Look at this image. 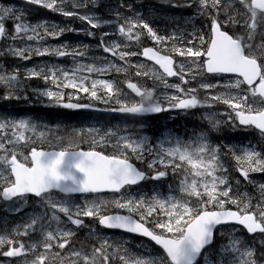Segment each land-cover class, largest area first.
Returning a JSON list of instances; mask_svg holds the SVG:
<instances>
[{
	"label": "snow or ice",
	"instance_id": "1",
	"mask_svg": "<svg viewBox=\"0 0 264 264\" xmlns=\"http://www.w3.org/2000/svg\"><path fill=\"white\" fill-rule=\"evenodd\" d=\"M25 2L65 17H78L91 29L101 27L99 19L78 11L88 7L89 0H72L71 6L77 11L61 7L65 0ZM90 2L94 4L96 0ZM179 6L173 4V7ZM184 6L195 7L197 15L207 18L210 30L208 39L192 33L187 44L173 45L174 56L183 58L187 64L178 63L173 55L163 54L162 48H166L168 42L176 37L159 35L136 13L134 17H124L123 23L117 26L118 33L126 41H139L142 33L136 30L141 29L155 45L162 47H144L140 52L125 51L122 49L128 44L109 43L104 39L109 33L103 32L98 46L114 58L108 63L77 64L71 71L56 66L40 68L39 71L30 70L25 78H42L46 83L50 81L56 89H73L75 93L87 94L105 104L115 97L119 107L106 110L134 116L171 109L213 108L215 104H222L234 113L235 119L229 114V122L233 126L238 120L240 126L252 127L264 137V0H187ZM116 15L119 17L120 13ZM25 16L24 11L14 7H0V39L13 42L27 40L37 45L34 49L31 45L9 46V54L23 60L30 59L33 54L85 56L78 50L70 52L65 47L49 48L40 44L45 36L58 38L65 31L75 29L32 24L26 21ZM8 23H11V28ZM229 27L239 34H230L226 30ZM40 29L44 30L43 33ZM87 34L94 35L91 31ZM196 40L200 41V47L195 46ZM136 56H142L158 68L146 69L144 64L133 63L131 58ZM129 66L136 69L135 76L154 78L165 88L175 89L181 95H167L168 104L165 106L156 96L154 88L141 87L139 83L128 80L127 89L139 97V101L130 103L119 99L124 93L114 82L96 78L113 70L127 73ZM204 74L228 75L235 79L226 83L200 82L199 88L208 93L207 99L201 101L195 94L198 91L196 87L185 89L182 85L191 83L189 76L196 80ZM171 77H177L180 83H169L167 78ZM0 84L8 89L2 99L20 98L15 92L19 88L18 70L12 74H0ZM217 87L226 91L213 92ZM101 89L106 92L107 98L98 94ZM42 94L66 109L91 107L63 103L62 91L47 90ZM214 116L208 115L206 119L213 130H218L222 122ZM45 137V131L31 120L0 119V199L15 205L18 201L26 202L31 196L37 198L45 209L42 214L32 217L22 230H13L19 237L39 233V239L30 245L26 246L24 241L14 239L11 234H0V257L8 258L0 260V264H16L21 257L25 258L23 264H199L201 258L208 260L207 253L212 250L216 232L225 225H240L253 238L255 234H261L262 247L257 249L248 241L230 235L229 243L221 252L231 253L232 258H226L224 264H264V184L257 186L261 200L254 207L247 193H234L231 180L225 175L228 169L222 162L221 149L212 146L207 136L201 134L191 142H181L178 138L173 142L172 137H166L156 155L146 160L145 153L152 154L146 136L128 134L126 129L90 128L68 136V147L45 151L33 146L26 155L23 154V148L43 141ZM77 138L81 142L90 139V150H70ZM57 140L63 142L64 137L57 134ZM108 146L114 147L118 154L110 155L97 150ZM229 151L235 159L239 177L254 184L250 174L264 173V152L252 146L242 148L239 153L235 149ZM129 154L147 163L153 174L149 175L134 166ZM22 155L23 159L20 158ZM169 170L173 176L181 177V196L146 197L133 195L130 191L132 186L142 181L165 178ZM241 182L236 180L237 185ZM102 193L114 196L109 200L101 196ZM74 194L83 197L84 202L73 205L64 198ZM227 204L235 205L237 210L226 208ZM110 208L124 210L128 214H107ZM13 210L19 211V208ZM83 218L96 221L102 229L144 237L161 251L154 255L148 251L150 246L142 242L137 247H142L144 251L137 252L127 239H108L107 234L96 228H92L95 243L88 248L76 249L73 242L76 230L90 227ZM65 220L74 227H67ZM149 224L153 226L149 227ZM235 231L233 228L232 232ZM30 255L34 258L28 260Z\"/></svg>",
	"mask_w": 264,
	"mask_h": 264
},
{
	"label": "trees",
	"instance_id": "2",
	"mask_svg": "<svg viewBox=\"0 0 264 264\" xmlns=\"http://www.w3.org/2000/svg\"><path fill=\"white\" fill-rule=\"evenodd\" d=\"M133 1L134 6L139 7L141 14L144 17L152 28L161 36H163L162 32H167L171 36L172 32V14L174 13H185L190 14L193 11L194 7H186L184 6L187 0H131ZM0 2L7 6L9 4V0H0ZM173 4L180 5L179 7H173ZM147 6V7H146ZM19 11H24L26 13L25 19L26 21L32 24L42 23L45 24L49 28L59 29V28H66L65 24L58 19L56 13L48 11L46 9L40 8L35 5H29L27 3H18L16 6H13ZM149 8V9H148ZM150 11V12H149ZM150 13V14H149ZM150 16V17H149ZM152 16V17H151ZM57 17V18H56ZM11 25V23H8ZM41 33H43V29H40ZM206 31L208 28L206 26ZM139 32L142 33L140 37L141 45L142 46H153L155 48L162 47L157 46L153 43L150 37L147 36L146 32L139 29ZM230 34H239L235 31L229 30ZM63 35V34H62ZM60 35L59 37H61ZM184 35V34H183ZM58 37V38H59ZM55 41H57V39ZM49 39H52L50 36H45L40 44L43 46H47ZM6 41V42H5ZM10 41V43H8ZM8 46H20V47H28L31 45L33 49L37 46L35 42H30L27 40L21 41L16 40L13 42L12 40L2 39V43L0 47L2 48L4 45ZM173 42L170 40L166 46V48H162L163 52L166 54H171ZM3 53L0 55V74L8 73L12 74L17 72L18 70V77H19V88L15 90L16 94L19 95V99L13 98L10 100L2 99L3 95H5L8 91L7 86L4 84H0V113L5 114H14V115H22L24 113H28L33 120L37 122H48L49 126L53 127L55 125L54 121L50 120L52 117L61 113L65 109L57 106L54 101L44 100L40 101L37 98H34L29 93L38 90L40 87H46L47 83H42V78H33V79H26L25 77L28 75L30 70L32 69L33 65L35 64V60H41L45 56H37L33 54L30 59L23 60L15 58L12 54H9L7 51H0ZM48 56V55H46ZM8 59H11L8 61ZM13 61V64L10 63ZM21 61V62H20ZM9 62V63H8ZM11 64V65H10ZM37 70V69H36ZM27 104V105H26ZM44 112V115L41 114ZM233 229V228H230ZM230 229H225L226 231H230ZM237 230V229H236ZM236 236L241 237L244 241H248L253 247L259 249L262 247L260 243V237L255 236L248 237L246 236L241 230H237L233 232ZM221 238V234H218L215 239V245Z\"/></svg>",
	"mask_w": 264,
	"mask_h": 264
},
{
	"label": "rangeland",
	"instance_id": "3",
	"mask_svg": "<svg viewBox=\"0 0 264 264\" xmlns=\"http://www.w3.org/2000/svg\"><path fill=\"white\" fill-rule=\"evenodd\" d=\"M77 11V10H76ZM241 11H243V8H241ZM82 14H87V15H89V16H93V17H95V18H97V19H99L100 21H101V27H105L106 29V31L108 32V33H110V34H112L115 38L114 39H111L110 41H108L109 43H111V42H116V43H121V44H128V47L127 48H124V49H122V50H125V51H133V49H132V45L130 44V42L129 41H126V39L124 38V37H122L119 33H118V31H117V26H118V24L119 23H123V19H124V16L121 18V20H119L118 18H117V16H115L114 14H116L117 13V11L115 10V9H111V10H106V13L105 14H94V13H91V12H81ZM104 21H107V23H104ZM184 24V23H183ZM98 29H104V28H98ZM193 29H195V28H193ZM187 30H190V28H187ZM197 31H194V32H191V33H196ZM162 34H163V36H166V37H168V33L167 32H162ZM179 35H181V31L179 30V29H176L175 31L174 30H172V32H171V36H175V37H178ZM187 35V34H186ZM110 39V38H109ZM199 45H200V41L199 40H196V42H195V46L196 47H199ZM8 45L6 44V45H4L3 47H2V50L3 51H6L7 49H8ZM75 50H78V51H81V52H84L85 53V58L86 57H89L90 55H91V51H90V49H89V45L87 44V43H85V42H83L81 45H79ZM114 59V58H113ZM112 59V60H113ZM11 59H8V61H10ZM107 63L109 62V61H106ZM182 62H185L186 64H187V61H184L183 60V58H182ZM9 63V62H8ZM10 63H12L13 64V61L12 62H10ZM88 63H93L92 61H91V59L89 58V60L88 61H86V62H81V61H77V62H75V66L77 65V64H88ZM35 64L36 65H33L32 66V69L33 70H36L37 69V71H39V69L40 68H51V65H49V64H47V63H44V62H42L41 60H39V59H37V60H35ZM11 65V64H10ZM74 66V67H75ZM73 69V68H72ZM0 70H3V69H0ZM1 72V71H0ZM108 76L109 75H105V76H97L96 78H101V79H107L108 78ZM41 79V78H40ZM188 79L194 84V86H192V87H196L197 88V86H198V78H196V80H192V77L191 76H189L188 77ZM44 81V80H43ZM150 85L147 87V88H154L155 89V94H156V96L164 103V105L165 106H167V104H168V100L166 99V96L167 95H172V94H175L174 93V90L175 89H172V88H165L164 87V85L159 81V85L157 84L158 83V80H155L154 78H150ZM45 82V81H44ZM219 82H221V83H226V82H223V81H219ZM48 84H52L50 81L49 82H47ZM180 83V81H179V79H178V82H177V84H179ZM157 85V86H156ZM142 86V85H141ZM159 86V87H158ZM143 87V86H142ZM156 87L157 88H159V89H156ZM224 91H226V89H224L223 87H220V92H224ZM219 107H220V111H221V113H223V110L225 109V107L226 106H224V105H222V104H219ZM227 109V108H226ZM225 109V110H226ZM228 110V109H227ZM139 135V134H138ZM164 140H165V138H164ZM164 140L162 141V142H164ZM148 141H149V139H148ZM162 142H160V141H158L157 143H156V145L154 146V145H151V142L149 141V143H148V146L150 147V148H152V154L151 155H149V154H147V153H145V158H146V160H150V159H152V157L153 156H155L156 155V153H157V151L159 150V145L162 143ZM174 142V141H173ZM165 146L167 147L168 145L167 144H165ZM138 162H142V161H139L138 160ZM145 167L147 168V165H145ZM148 169V168H147ZM253 173H251L250 175H252ZM157 182V181H156ZM244 182H246V181H244ZM246 185H249V183L248 182H246ZM152 195H158V196H160V197H167L168 195H173V194H171L170 192H169V189L167 188V187H164L162 190L160 189V186H156L155 188H154V190L151 192V195L149 194L147 197H151ZM250 198V197H249ZM251 200H252V203H253V207L255 206V204L256 203H258V202H260V200H261V198L260 199H256L255 198V195H252V197L250 198ZM84 202V200H82L81 202H80V204H82ZM29 203V202H28ZM27 202H17L15 205H12L10 208H8V212H6V213H9L10 215H17V216H15V218H14V221H16L18 224H20V220H22V221H24V222H29L30 221V219L32 218V217H34L35 215H39V214H37V213H35V212H30V213H23L22 214V216H18V212L20 211V210H22V209H24V208H26L27 207V205H28V207L30 206L29 204H28ZM73 205H75V204H77V203H74V202H71ZM37 207V209L38 210H40L41 212H44V208L43 207H41V204H40V202H37V203H32L31 204V207L33 208V207ZM14 208H19V211H14L13 209ZM50 211V210H49ZM62 215V214H61ZM6 216H8V214L6 215ZM84 219V222H86V223H89L90 222V220L91 219H88V218H83ZM7 222V220L6 219H4V218H2L1 220H0V227H2V225L4 224V223H6ZM64 224H65V222H64ZM25 224H22V225H20V229L22 230L23 229V226H24ZM66 225V224H65ZM62 226H64V225H62ZM67 226V225H66ZM53 227H55V225H53ZM67 227H69V226H67ZM31 236H32V239H35V240H37V239H39V233H37L36 235H32V234H30ZM91 242L88 244V247H90L91 246ZM42 250V249H41ZM34 257H32V258H30L29 260H31V259H33ZM5 260H7V259H5ZM16 261H18V259L16 260ZM200 264H212L210 261H209V258H208V260L207 261H205L204 259H202L201 260V263Z\"/></svg>",
	"mask_w": 264,
	"mask_h": 264
},
{
	"label": "bare ground",
	"instance_id": "4",
	"mask_svg": "<svg viewBox=\"0 0 264 264\" xmlns=\"http://www.w3.org/2000/svg\"><path fill=\"white\" fill-rule=\"evenodd\" d=\"M136 7V6H135ZM138 7V6H137ZM147 7V6H146ZM149 9V8H148ZM150 12V11H149ZM141 13V12H140ZM150 14V13H149ZM150 17V16H149ZM152 17V16H151ZM57 18V17H56ZM37 60V59H36ZM21 62V61H20ZM35 62V61H34Z\"/></svg>",
	"mask_w": 264,
	"mask_h": 264
},
{
	"label": "water",
	"instance_id": "5",
	"mask_svg": "<svg viewBox=\"0 0 264 264\" xmlns=\"http://www.w3.org/2000/svg\"><path fill=\"white\" fill-rule=\"evenodd\" d=\"M75 195V194H74Z\"/></svg>",
	"mask_w": 264,
	"mask_h": 264
}]
</instances>
